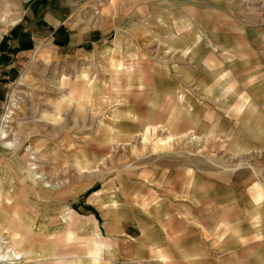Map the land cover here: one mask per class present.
<instances>
[{"label": "rangeland", "instance_id": "obj_1", "mask_svg": "<svg viewBox=\"0 0 264 264\" xmlns=\"http://www.w3.org/2000/svg\"><path fill=\"white\" fill-rule=\"evenodd\" d=\"M47 3L0 0V79L4 84L0 99V192L16 189V194L11 190L16 195L12 201L27 199L23 209L33 218L25 223L14 217L15 209L10 205L0 206V264H26L29 261L22 259L25 251L36 254L31 264H44L42 256L54 259L56 251L68 258V264H89L91 253L100 255L97 244L77 231L72 215L88 205L94 189L154 158L172 155L181 160L219 152L211 145L218 136L197 132V125L187 132L151 124L148 117L139 123V114L153 109L137 108H149L151 105H145L157 100L159 91L153 88L133 95L132 87L124 88L119 79L123 72L142 65V71L150 76L155 66L165 64L169 74L170 65L202 67L204 58L209 63L204 68L211 83L206 91H198L217 104L232 99L235 82H244L240 74L251 67V57L264 59V0H90L82 13L67 20L74 31L103 32L115 55L84 64L65 55L56 36L51 39L49 33L39 30V16ZM174 3H193V14L205 16L204 23L209 24L203 34H188L187 46L180 45L186 35L171 29L172 19L178 21L172 15ZM139 26L140 33H130L137 32ZM117 29L129 31H122V42H114ZM234 58L238 59L234 65H238L229 67ZM233 68L235 72L229 73ZM131 75L132 83L137 84L136 73ZM224 80L227 83L221 85ZM224 92L231 95L224 97ZM237 95L246 101L244 93ZM204 113V129L213 130L217 124L212 113ZM2 184L6 186L2 188ZM58 201L69 203V207L51 211ZM53 214L61 215V227L54 225L56 216L50 217L47 225L48 215ZM11 227L17 233L24 231L34 248L22 240L23 251L14 246Z\"/></svg>", "mask_w": 264, "mask_h": 264}, {"label": "crops", "instance_id": "obj_2", "mask_svg": "<svg viewBox=\"0 0 264 264\" xmlns=\"http://www.w3.org/2000/svg\"><path fill=\"white\" fill-rule=\"evenodd\" d=\"M89 1L48 0L39 16L42 20L39 30L49 33L51 39L56 36L65 55L81 59L82 64L112 59L115 55L113 45L107 44L101 35L103 32L94 35L89 29L74 31L67 20L82 13ZM171 9L172 15L178 18V21L172 19L171 29L181 36L185 34L186 39L194 32L203 34L204 27L209 26L208 22L204 23L205 16L193 14V3H174ZM139 29L140 26L137 32L130 33H140ZM122 31L129 33L127 29H117L114 42L124 41ZM36 38L37 35L33 36L35 43ZM190 39L181 41L180 45H189ZM24 51L26 48L21 52ZM236 60L232 59L229 67L235 68ZM250 62L251 67L240 74L244 82L239 85L235 82L232 99L225 102L219 99L217 104L211 102L209 95L198 91H206L211 83L208 69L204 68L209 63L204 58L202 67L177 64L174 72L170 65L168 74L167 65L163 64L155 66L154 74L149 76L139 64L119 77L124 88L132 87L133 95L153 88L159 91L155 95L157 100L145 105L153 108H137L153 109L139 114V123L148 117L151 124L162 123L187 132L197 125V132L218 136L219 140L211 145L219 152L214 156L192 155L181 160L172 155L154 158L137 169L105 180L94 189L88 205L72 215H75L77 231L94 238L97 244L100 255L91 253L89 264H94V259L97 264H264V59L251 57ZM239 63L247 66L245 62ZM234 68L229 73L235 72ZM134 73L137 84L131 80ZM2 82L0 79V99L4 95ZM226 83L224 80L221 85ZM238 92L245 94L246 101L238 97ZM223 94L228 97L231 92ZM207 110L217 124L213 130L204 129ZM168 118L171 123H166ZM223 133L227 135L221 137ZM5 186L2 184V188ZM11 190L16 194L14 188L0 192V206L10 205V209H15V218L30 223L33 218L23 209L27 199L12 201L16 195ZM67 205L58 201L51 211L63 210V206L66 209ZM53 216L56 214L48 215L47 225ZM60 216L54 221L57 227L63 223ZM17 231L12 227L9 231L12 243L26 237L24 231ZM27 240L29 247L34 248V243H29L28 237ZM31 253L33 259L29 262L36 258ZM54 254L62 256L60 251ZM56 256L41 258L44 264H68V258Z\"/></svg>", "mask_w": 264, "mask_h": 264}, {"label": "bare ground", "instance_id": "obj_3", "mask_svg": "<svg viewBox=\"0 0 264 264\" xmlns=\"http://www.w3.org/2000/svg\"><path fill=\"white\" fill-rule=\"evenodd\" d=\"M15 192V191H14ZM20 205H18V207H19ZM20 209V208H19ZM24 212V211H23ZM25 239H27L26 237H24V236H22V237H20V240H22L23 242V244L26 242L27 243V246H28V240H25ZM25 240V241H24ZM15 242V241H14ZM21 242H15V243H13V245L14 246H17V245H19V249H20V251H23L22 250V248L20 247L21 246V244H20ZM24 254H23V256H26V257H24V258H22V259H24L25 261H29V259H33V257H32V253H30V252H28V251H25V252H23ZM56 253V252H55ZM17 257H18V254H17ZM26 264H31L30 262H27Z\"/></svg>", "mask_w": 264, "mask_h": 264}, {"label": "trees", "instance_id": "obj_4", "mask_svg": "<svg viewBox=\"0 0 264 264\" xmlns=\"http://www.w3.org/2000/svg\"><path fill=\"white\" fill-rule=\"evenodd\" d=\"M59 28H60V27H59ZM59 28H58V29H59Z\"/></svg>", "mask_w": 264, "mask_h": 264}]
</instances>
